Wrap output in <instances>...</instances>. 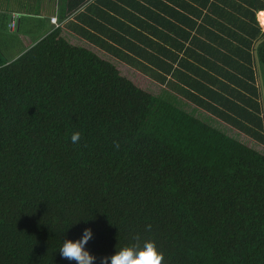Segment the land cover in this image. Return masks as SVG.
Listing matches in <instances>:
<instances>
[{"label":"trees","instance_id":"trees-1","mask_svg":"<svg viewBox=\"0 0 264 264\" xmlns=\"http://www.w3.org/2000/svg\"><path fill=\"white\" fill-rule=\"evenodd\" d=\"M259 10L264 0H94L86 26L69 27L264 143ZM64 31L12 59L0 49V264H75L57 248L86 225L93 264L148 240L161 264H264V151Z\"/></svg>","mask_w":264,"mask_h":264},{"label":"crops","instance_id":"crops-1","mask_svg":"<svg viewBox=\"0 0 264 264\" xmlns=\"http://www.w3.org/2000/svg\"><path fill=\"white\" fill-rule=\"evenodd\" d=\"M93 1L94 0H84L72 11H66L67 0H0V29L16 36V32H19L22 26L31 25L37 30L36 34H38V37L34 40L36 41L53 27L61 26L65 30L64 32H68L74 39L77 38L81 42L89 43L91 46L102 49L99 45L84 38L69 27V24L75 26L76 23L86 26L91 20L89 16L94 15L87 11L84 14L79 12H82L84 8ZM105 1L109 3V0ZM106 5L105 2L98 3V6L101 8H105ZM11 13L16 14L13 28L9 27ZM52 16L56 17V22L50 20ZM0 34L2 33L0 32ZM8 45H10L9 42L6 46ZM7 59L11 58L7 57Z\"/></svg>","mask_w":264,"mask_h":264},{"label":"rangeland","instance_id":"rangeland-1","mask_svg":"<svg viewBox=\"0 0 264 264\" xmlns=\"http://www.w3.org/2000/svg\"><path fill=\"white\" fill-rule=\"evenodd\" d=\"M257 15V14H256ZM264 29V27L262 26ZM37 30L34 28V26H28L24 25L20 29L19 32H16V36L13 34L4 31L3 29H0V49L3 51V53L8 58H14L16 55H18L22 50H24L26 47H28L38 36L36 34ZM10 43V45L6 46L7 43ZM86 45H90L89 43H86ZM94 50H97L104 58H107L114 62L115 64H118L120 72L132 79L137 85L141 86L144 89H147L154 93H159L166 95L173 99L179 106L182 108L193 112L197 116L203 118L204 120L209 121L211 124L221 128L225 132L232 134L236 136L238 139L244 141L248 145H251L258 150L264 151V143L256 142L246 134L235 130L234 128L230 127L228 124H225L224 122L219 121L218 119L212 117H209V114L203 111L201 108H197L192 102L184 98L179 90H177L176 87L172 86L171 84H162L157 82L155 79H153L150 75L143 73L139 69L125 63L124 61L118 59L117 57L113 56L107 51L97 49L96 47Z\"/></svg>","mask_w":264,"mask_h":264},{"label":"clouds","instance_id":"clouds-1","mask_svg":"<svg viewBox=\"0 0 264 264\" xmlns=\"http://www.w3.org/2000/svg\"><path fill=\"white\" fill-rule=\"evenodd\" d=\"M80 133L73 131L70 139L77 142ZM93 236L91 226L81 229L79 236L75 238L65 237L57 248L62 258L75 261V264H93L97 256L86 247L87 242ZM162 253L157 250L150 240L145 241L142 246H124L106 256L99 257V264H161Z\"/></svg>","mask_w":264,"mask_h":264},{"label":"built area","instance_id":"built-area-1","mask_svg":"<svg viewBox=\"0 0 264 264\" xmlns=\"http://www.w3.org/2000/svg\"><path fill=\"white\" fill-rule=\"evenodd\" d=\"M15 20H16V14L15 13H11L10 20H9V27L10 28H13L14 27ZM50 20L53 21V22H56V17L55 16H52L50 18Z\"/></svg>","mask_w":264,"mask_h":264},{"label":"bare ground","instance_id":"bare-ground-1","mask_svg":"<svg viewBox=\"0 0 264 264\" xmlns=\"http://www.w3.org/2000/svg\"><path fill=\"white\" fill-rule=\"evenodd\" d=\"M257 19L259 21V24L264 27V11L263 10L257 11Z\"/></svg>","mask_w":264,"mask_h":264},{"label":"water","instance_id":"water-1","mask_svg":"<svg viewBox=\"0 0 264 264\" xmlns=\"http://www.w3.org/2000/svg\"><path fill=\"white\" fill-rule=\"evenodd\" d=\"M263 39H264V38L259 39V40L256 42L255 46H256L260 41H262ZM256 62H257V66H258V60H256ZM260 82H261V91H262V94H263V97H264V92H263V87H262V81H261V78H260Z\"/></svg>","mask_w":264,"mask_h":264}]
</instances>
